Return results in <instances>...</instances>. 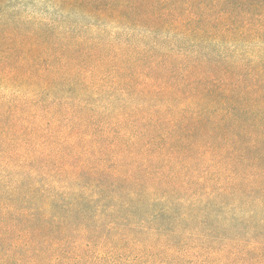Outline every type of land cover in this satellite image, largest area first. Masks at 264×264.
Segmentation results:
<instances>
[{
  "label": "trees",
  "instance_id": "trees-1",
  "mask_svg": "<svg viewBox=\"0 0 264 264\" xmlns=\"http://www.w3.org/2000/svg\"><path fill=\"white\" fill-rule=\"evenodd\" d=\"M0 264H264V0H0Z\"/></svg>",
  "mask_w": 264,
  "mask_h": 264
}]
</instances>
